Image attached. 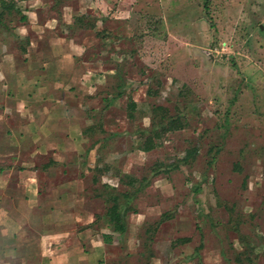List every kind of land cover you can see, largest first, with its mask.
Listing matches in <instances>:
<instances>
[{"label": "rangeland", "instance_id": "374dc122", "mask_svg": "<svg viewBox=\"0 0 264 264\" xmlns=\"http://www.w3.org/2000/svg\"><path fill=\"white\" fill-rule=\"evenodd\" d=\"M55 1L70 14L53 11L56 29L84 16V57L106 50L117 68L96 91L123 80L126 119L108 130L155 141L128 160L146 181L135 264H264V0Z\"/></svg>", "mask_w": 264, "mask_h": 264}, {"label": "crops", "instance_id": "0c3cea01", "mask_svg": "<svg viewBox=\"0 0 264 264\" xmlns=\"http://www.w3.org/2000/svg\"><path fill=\"white\" fill-rule=\"evenodd\" d=\"M20 2L14 28L0 22V264H135L141 195L124 176L147 152L107 128L125 122L123 80L116 95L96 91L117 68L106 50L84 57L80 15L56 29L65 3Z\"/></svg>", "mask_w": 264, "mask_h": 264}, {"label": "trees", "instance_id": "16d2710c", "mask_svg": "<svg viewBox=\"0 0 264 264\" xmlns=\"http://www.w3.org/2000/svg\"><path fill=\"white\" fill-rule=\"evenodd\" d=\"M13 5H14L13 2L8 3L6 0H0V19L3 17V15L5 13L10 12V11H12L14 9V6ZM79 18H80V20H82L84 18V16L79 17ZM128 107L130 108V110H135L136 107H137V103L133 100V101L130 102V104L128 105ZM154 111H158V113H159V111H161V108H156V109H154ZM150 118H151V116L149 115V119ZM141 133H142V130L140 129L139 133L136 134L135 141L136 140H139L140 143H138V141H136L137 146H139V148H141L143 151L148 152V151L152 150L155 147V141H154L153 138H144L143 141H145V142L142 143L141 142L142 141V134ZM127 176H130V174H125L124 178H126ZM126 179H128L126 182H129L130 185H133L134 184L133 183L134 181L138 183L137 186L135 185L136 190L132 191L131 195L132 194H134V195L139 194L140 188H141L140 186L141 185L143 186V185L146 184V181L145 180L143 181V179H141L139 181L137 179H134V177H128ZM140 183H142V184H140ZM126 199L127 200L130 199V201H132V196H129ZM115 207L116 208L114 210H116V212L119 214V215L115 216V218H114V221L116 222V221H118V219H120V214L121 213L118 211L119 208H120V204L119 203L116 204ZM124 214H126V211H124ZM115 228L117 229L118 227L115 226ZM119 230L120 231H123L122 228H120ZM144 243H145V241H144Z\"/></svg>", "mask_w": 264, "mask_h": 264}]
</instances>
